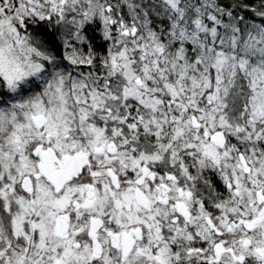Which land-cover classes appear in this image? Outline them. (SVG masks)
Here are the masks:
<instances>
[{"label":"snow or ice","instance_id":"obj_1","mask_svg":"<svg viewBox=\"0 0 264 264\" xmlns=\"http://www.w3.org/2000/svg\"><path fill=\"white\" fill-rule=\"evenodd\" d=\"M0 264H264V0H0Z\"/></svg>","mask_w":264,"mask_h":264}]
</instances>
